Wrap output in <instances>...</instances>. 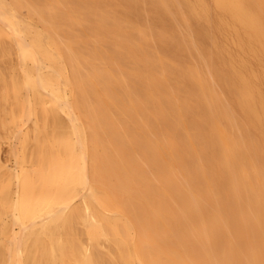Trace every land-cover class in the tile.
Segmentation results:
<instances>
[{"label":"bare ground","instance_id":"obj_1","mask_svg":"<svg viewBox=\"0 0 264 264\" xmlns=\"http://www.w3.org/2000/svg\"><path fill=\"white\" fill-rule=\"evenodd\" d=\"M208 1L212 21L205 0H45L41 12L27 1L48 23L38 31L0 0V36L7 34L21 71L10 80L14 106L23 117L29 102L40 110L34 173L15 162L1 171V232L4 216L18 231L0 242V264H264V0ZM130 13L159 23L155 40L146 28L126 27ZM82 24L106 31L110 46L90 51L85 43L86 55L78 53L70 29ZM194 25L204 37L229 35L238 54L215 45L204 60L207 51L186 32ZM91 31L84 30L89 42L107 39ZM86 57L90 69L81 75ZM130 61L138 64L128 73ZM114 62L124 70L111 69ZM194 108L203 119L190 127Z\"/></svg>","mask_w":264,"mask_h":264},{"label":"rangeland","instance_id":"obj_2","mask_svg":"<svg viewBox=\"0 0 264 264\" xmlns=\"http://www.w3.org/2000/svg\"><path fill=\"white\" fill-rule=\"evenodd\" d=\"M5 1L12 5L13 10L16 12V16L18 18H22L24 20L32 22V24L35 27V30H38V31L42 30L46 26L45 23H47V22L42 20V19H39L40 16L37 17V15H39L38 12H41V10H43L42 9V8H44L43 5H47V3L45 4V0H44V2L41 0L40 1L41 4H40V2H38L39 0L38 1L37 0H27L28 2L31 1V3H32V1H35L36 4L33 3V5L35 6V7L33 6L34 7L33 9L35 11L40 9V11L38 10V12H36L37 14L32 9V6L29 5L30 3H27L28 4L27 5L26 4L27 1L24 2L25 0H5ZM205 2H207L209 4L210 13L208 15V18H209L210 21H212L213 16H214L213 7H212V5L210 4V2L208 0H205ZM47 9H46V6H45L44 10H47ZM57 9H59V11L62 10L61 6H59ZM128 15L130 17V21L131 22L128 23V25L126 24V27L130 28L131 27V23H133L132 24L133 26H136V27L140 26L142 29L146 28V29H148V33L151 34L152 39L153 40L156 39V34H157V31H158V27H159V25H158L159 23L158 22H154L153 19H151L149 17H144L143 16V18H139V17H137L135 15V13H130ZM122 18L123 17H121L120 19H122ZM58 21L60 23H64V22H61L60 19H58ZM86 25H84V24L76 25V26H74L73 30L70 29L71 30L70 33L73 32L72 34H74L75 36H78L77 39L74 40V43H76V44H75V46L72 45V49H73V46H74L76 48V50L78 51V53H80L81 50H85L84 48H82L85 45V43L87 45L84 46V47L87 48V49H88V46L90 45V47H89L90 51H91V46L92 45L94 46L93 48H95L96 51H99V48L101 49V47H103L104 44L110 46L109 38L111 40V37H110V35H109V38H107L105 36L107 34L106 31H102L101 32L100 30H97L95 28L90 27V25L89 26H86ZM194 26H195V27H193L194 28L193 29L194 32L186 31L184 27L180 31L184 32V30H185L186 32H189L190 34H192L194 39L197 38L196 41L199 44V49L201 48L200 50L201 51L203 50L204 52L207 51L206 54H204V56H203L204 60H205V56H206V58H208L210 56L213 57L214 52H216V50L214 48L215 45H217L219 47V52H220V49H221L224 52L232 53L233 56L238 54V52H237L238 49L235 46V44L231 43L232 41H231V38H230L229 35L224 36L223 32L220 33L218 31H215L212 35H210V37H204V36H201L199 27H197L196 25H194ZM86 27L87 28L89 27L88 28L89 31L91 29L92 31L96 30V33H99V34L103 33V35L108 39V41H107V39H103L102 38L101 42L100 41L97 42V43L89 42L91 40L90 39L91 36H88V34H89L88 32L89 31L86 29ZM132 27H131V29H132ZM205 27L211 28L212 25L209 22V25H206ZM84 30H86L88 34L86 32H84ZM134 30L137 31L138 28H137V30L136 29H134ZM155 30H156V32H155ZM92 31L90 32V35H91ZM97 31H100L101 33L97 32ZM105 32H106V34H104ZM52 35H55V34H52ZM85 35H86V37H85ZM96 35L97 34H95V36ZM103 35H101V36H103ZM57 36H59V35H57ZM92 36L94 37V34ZM107 36H108V34H107ZM59 37L54 36V38L53 37L52 38L55 40V42L58 45L62 46L63 44H62V42H60L61 41L60 39H62L63 43L66 41V39L64 37H62V36H61L62 38H59ZM65 37H66V35H65ZM225 40H226V42H225ZM0 41L1 42L3 41V44L5 45L4 48H1V46H0V173H1L0 175L5 173V171L9 172L11 169L13 170V168H15L13 166V165H15V163H16V165L18 167L20 166L25 171H28L29 175H32L34 173V169H35L34 165H35V163L33 162V160H31V157H32V153L36 149L35 148L36 147V142H35L34 133H33V126H34L33 124H34L35 121H37L40 118V116H38V114H40V110L38 109V107L36 105H33V104L31 105V102H29V103H27L25 105L27 106L26 108L27 109L30 108L32 110V112H30L28 114L27 111H26V113H25L26 116L23 117V112H22L23 109L21 108V105L19 106V104H18V107H17V104H16V106H14V104H15V98H14L15 95H14V92L12 91L13 89L11 87L10 80L12 78H14V77H16L17 80L20 79V74H21L20 66H19L18 61H17V56H16V53H15V50L12 49V45L9 44L10 43V39L7 37L6 33L1 34ZM104 47L106 48V50L108 49L107 46H104ZM87 49L85 51H83L84 54L82 53V51H81L80 54L81 55L82 54L86 55ZM103 49L104 48H102V50ZM76 50H72V52H76ZM168 50L172 51L171 47H169ZM117 52L119 53L117 57H119L121 59L120 56H122L121 52H123V51L119 50ZM172 52H174V51H172ZM193 52L196 55V51H193ZM100 54H101V51H100ZM209 54H210V56H209ZM167 57L168 58L172 57V54H168ZM122 58H123V56H122ZM180 58L183 61L188 62L187 64H189V65H193V66H196V67L198 66V61H197L198 59L195 56H192V55L191 56H187V55L182 54V55H180ZM248 60H249V63L251 64L252 67L256 66V64L258 63L257 60H254L253 58H248ZM87 61H88L87 57H86V60H81V65H82L81 69L82 70L81 69H80L81 71L78 70L81 75H83L82 74L83 72L85 73V69H87V70L90 69L89 68L90 65L87 64ZM131 62L132 61H130V64L128 63L129 66H127L126 69H125L126 72H128V73H131L132 70L136 68L135 66L138 64V63L135 64L134 62L131 64ZM201 62H202L203 70H204V67L206 69L204 71L205 72L204 74L206 75V79L205 80L208 82V84L212 85L213 89L221 97V100H224V102L227 103V100H230L228 95H227V93L223 92L221 86H219L217 84L216 77L213 78V76H211V75H209L207 73V68H206V66L203 63V60H201ZM27 64L29 66H31L30 63H27ZM95 65L97 67H99L100 63L99 62H95ZM168 65L169 64H167V67L169 68V66H171V65H169V66ZM68 67L69 66H67V68ZM128 67L132 68V70L128 69ZM137 67H139V65ZM120 68L122 70H124V67H121V65L117 64V62H114L111 65V69H113V70L117 69V71L118 70L122 71ZM71 70L72 69H68V73L66 74L68 76V78H69V75L72 78ZM168 71H170V68L168 69ZM156 73L157 72L155 71L154 74H153V78L156 80L155 82L156 83H162L161 82L162 81L161 75L156 74ZM168 73H167V77L170 78L169 81H171V79H173V77H172L173 75L170 74L171 72L169 74ZM128 78H130L129 80H132V83H134L136 81L134 83L135 85H138V84L140 86L142 85L141 84L142 80L139 79L138 76H134V75L129 74ZM168 78H167V80H168ZM73 81L75 83L74 78H73ZM169 81H165V82L169 83ZM172 81L169 83L170 85L174 84L176 87H178L180 89L183 88V84L184 83L182 84L178 80L177 81L178 84H176L177 82L173 83ZM137 82H138V84H136ZM106 86L108 88L107 87H105V88H107L108 90H109V88H110V90L114 89V86L111 85L110 83H107ZM18 94L22 95V91L19 92ZM11 110L14 111L13 115L10 114ZM193 113H194V115H192V117H191V114L189 115L190 118H188V121H190V122L187 121V124H190L189 125L190 127L194 126L193 123H198L199 121H202V119H203V113H202V110L200 108H194ZM59 117L64 122H67V116L64 113H62L61 111H59ZM39 122H40L39 123L40 127H42L41 121H39ZM231 125L232 124L225 123L226 127L227 126L230 127ZM18 130L21 131V133H23V134L26 133L27 139L23 140L21 138L22 137L21 133L18 134V132H19ZM50 130L51 129L48 128V132ZM229 130H230V128H229ZM161 133L165 134V133H179V132L178 131L171 132V131H169L167 129H162ZM177 136H178L177 138L180 137L179 135H177ZM46 139H49L47 141H50V136H47ZM176 140H178V139H176ZM22 154H23V156L25 154V156H24L25 158L24 159H22ZM15 158H16V161H15ZM4 177H5L4 181H3V179H0V182H1L0 183V187H2L4 185V183L7 181L6 180L7 176H4ZM2 178H3V176H2ZM10 189L11 190H15V187L10 184ZM76 200H78V199H76ZM76 200H74V201L76 202ZM3 219H4V223L6 225H8V229H7V231L4 234H2L1 226H0V242H2V244L6 243L7 239L12 237V235L15 232L18 231L17 226H10V217L4 216ZM80 240L85 243V237L83 235L80 236ZM103 250H105V249H103Z\"/></svg>","mask_w":264,"mask_h":264}]
</instances>
